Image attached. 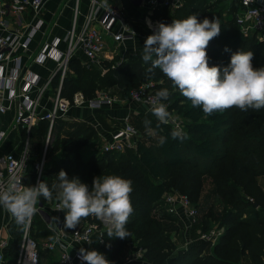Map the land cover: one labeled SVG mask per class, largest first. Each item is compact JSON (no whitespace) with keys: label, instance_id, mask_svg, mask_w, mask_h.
<instances>
[{"label":"trees","instance_id":"obj_1","mask_svg":"<svg viewBox=\"0 0 264 264\" xmlns=\"http://www.w3.org/2000/svg\"><path fill=\"white\" fill-rule=\"evenodd\" d=\"M237 5L231 2L224 14L217 1L183 0L182 5L173 10L166 6L155 7L150 12V18L165 24L192 14H196L201 21L218 18L221 32L206 49L209 66H227L232 52L250 50L254 53L253 67H264V39L258 38L255 33H242L233 15ZM226 47L230 51H225ZM102 64L104 71L111 74V79L100 76L102 68L87 67L77 56L71 58L61 95L71 98L76 91H81L86 98H90L97 93V86L105 83L114 85L125 96L144 80H159L164 76L159 69L154 70V75L148 74L147 69L151 65L134 56L121 61L116 56ZM58 79L55 76L52 85L55 86ZM177 102L174 108H179L190 119V123L184 124L187 139L174 140L171 137L172 124L151 121L161 133L157 141H140L137 152L129 149L121 152L91 150L84 154L81 150L96 133L94 127L70 117L56 119L51 129L54 139L45 152L46 165L39 181H45L51 187L58 182L56 177L60 170L66 171L70 179L78 177L89 188L94 177L110 174L132 181L134 211L126 225L130 236L125 239L110 238L101 245V249L110 252L111 264L116 263L122 248L131 239L139 242L146 264H243L246 260H250V264H264V189L258 180L259 176H264V108L241 111L233 107L205 116L202 108L190 105L182 109ZM104 111L107 112V109L96 113L101 115ZM99 119L103 125L105 118ZM47 128L48 122L39 120L31 127L30 137L36 138L37 144L42 142ZM161 137L166 138L163 145L159 143ZM207 179L210 187L203 201H199ZM34 180L35 173L32 169L28 170L24 182L33 186ZM171 189L186 193L194 205L199 202L202 215L198 226L201 229L206 228L211 220L223 226V232L209 251L201 253L207 242L199 239L198 243L175 250L162 222L151 214L162 194ZM39 201L42 204L48 202L43 197ZM204 206H208L207 209L204 210ZM2 220L0 207V225ZM21 229L22 226H19L14 231L15 239L6 249L5 264L15 262ZM31 232L36 239L50 233L38 214L33 218ZM103 234L104 238H109L107 230ZM135 262L139 261L128 264Z\"/></svg>","mask_w":264,"mask_h":264},{"label":"built area","instance_id":"obj_2","mask_svg":"<svg viewBox=\"0 0 264 264\" xmlns=\"http://www.w3.org/2000/svg\"><path fill=\"white\" fill-rule=\"evenodd\" d=\"M47 0H0V114L14 109L12 119L5 126H0V147L12 130L22 131L23 142L21 151H2L0 149V183L7 182L11 175H16L23 185L24 176L31 170L35 173L34 185L40 180L45 166L46 146L39 161H31L30 130L39 120L48 122L46 138L51 133L53 123L60 117H69L74 107L88 109L91 125L102 131V151L121 152L135 150L137 147L138 130L130 122L129 113L118 117V126L105 130L95 118L99 110L117 107L126 101L150 107L149 100L156 92L148 85L140 84L131 88L127 95L99 90L90 98L81 91H76L71 98L61 95L62 82L69 70L71 58L77 56L83 65L102 67V63L118 56L119 61L134 56L135 49L128 45L138 36L133 22L126 16L122 8L109 3L108 8L102 7L104 0H87L84 10L82 0H70V21L64 28L63 35L49 34L47 29L57 24V19H46L43 16ZM64 0L62 7H65ZM134 1V0H132ZM148 9L166 6L171 9L180 7L183 0H141ZM214 2L217 0H208ZM237 2L243 9L235 14L240 30L248 35L255 33L264 39V0H229ZM39 35V40H36ZM34 40V49L31 42ZM25 60V61H24ZM43 67L44 73H38L30 65ZM58 76L54 86L52 81ZM88 118H84L87 121ZM98 121V122H97ZM174 128L181 126L178 118L170 119ZM88 122V121H87ZM46 141V144H47ZM30 164V167H28ZM29 168V169H28ZM33 185V186H34ZM166 212L175 213L179 217L181 211L190 224L198 221V208L191 202L186 193L176 189L165 191L160 199ZM57 200L37 204V213L50 233L42 239L32 235V222L22 227L18 238V251L13 264H42L41 250L54 254L55 264H81L77 258L78 250L70 251L75 244H85L90 250H97L105 243L102 223L104 220L89 216L80 221L76 229H64L63 211L57 210ZM3 209V208H2ZM6 213V212H5ZM35 216V215H34ZM58 217L59 223L51 220ZM12 218L3 215L0 225V264H5V254L14 235L4 237L3 229H8ZM110 226V225H109ZM223 229V226H220ZM14 222V231H16ZM221 228H210L200 231L199 240L214 244L221 235ZM97 235V247H91L93 236ZM42 237V236H41ZM143 257V249L139 247L127 255L123 264H128ZM109 259V257H106ZM86 264V262H85Z\"/></svg>","mask_w":264,"mask_h":264},{"label":"clouds","instance_id":"obj_3","mask_svg":"<svg viewBox=\"0 0 264 264\" xmlns=\"http://www.w3.org/2000/svg\"><path fill=\"white\" fill-rule=\"evenodd\" d=\"M102 7H109L108 0H104ZM220 32V22L215 17L201 21L192 14L184 19H173L170 24L159 22L144 42L142 59L145 63L151 62L147 73L154 75V70L159 69L171 81L173 90H178L193 107L202 108L205 116L233 107L241 111H259L264 108V67H253L252 51L232 52L227 66H209L206 49ZM225 51L230 49L226 47ZM170 95L169 89L163 88L149 100L148 112L160 124L166 125L172 118L167 104L161 102L168 100ZM144 123L148 126L151 121L145 119ZM171 137L183 141L187 134L177 126ZM165 140L161 137L159 143L163 145ZM56 178L58 182L51 187L45 181L25 186L16 175H11L7 182L0 183V207L18 226L26 227L38 211L39 199L52 200L55 191L57 210L65 213L64 229H76L82 219L92 216L110 225L109 238L130 236L126 228L134 211L130 179L111 174L98 176L93 178L89 188L78 177L70 179L64 170H60ZM51 220L59 223L58 217ZM77 258L81 264H111L104 254L83 247L78 250Z\"/></svg>","mask_w":264,"mask_h":264},{"label":"rangeland","instance_id":"obj_4","mask_svg":"<svg viewBox=\"0 0 264 264\" xmlns=\"http://www.w3.org/2000/svg\"><path fill=\"white\" fill-rule=\"evenodd\" d=\"M228 7V6H226ZM144 9L140 8V12L138 16H135L132 20L133 24L136 26V29L138 31V36L135 39V43L133 42V44L130 46V49H135V53H134V57H136V59L141 60L143 63H145L142 59V55H143V47H144V42L147 38V36L153 34L154 29L156 28V20H153L150 18V12L151 10L148 9L147 5H144L143 7ZM150 19H149V18ZM151 25V27L149 26ZM151 65V62H148ZM148 63H145L146 65H148ZM100 76L104 77V79H111V74H109V72L106 71H102L100 69ZM98 83V82H97ZM141 84L144 85H148L149 87L152 88V90L154 92H157V90L159 89H163V88H167L169 89L171 95L169 97L168 100L166 101H161L162 103H166L168 106V111L171 113V117L174 118H178V120L181 122V127L183 129V131L185 132L186 128L184 127L185 123H190V119L188 116L183 115L181 111H179V108H174L175 107V103L177 102V104L180 106H182L184 108H186L185 106H190L191 102L183 97L180 92L178 90H173L172 88V83L171 81L166 77L163 76L162 78H160L159 80H153L151 78H148L146 80H144ZM140 85V84H139ZM138 85V86H139ZM137 87V86H135ZM134 87V88H135ZM99 90H107V91H111L113 93H120V90H118L114 85L112 84H106L102 83L99 84L97 86V91ZM121 94V93H120ZM122 112H126L129 113L131 116V120L130 122L135 126V128L138 130L139 136L137 137V142L140 143V141H144V142H149V141H157V137L160 135V131H157L155 129V127L150 124L148 126H145V119H148L150 121H157L156 117L153 116L150 112H148V107H146L145 105H136V103L132 102V101H126V103L124 104H120L117 107H112V108H108L107 112L104 111L103 114L99 115L98 113L95 114L96 118H105L104 119V123H103V127L111 130L115 127L118 126V116H120V113ZM217 113V112H214ZM111 115V120L115 121L113 126H111V121L109 119V116ZM100 120V119H99ZM102 121V120H100ZM85 123H88L89 126H91V123L85 121ZM170 124L171 121H169ZM172 128H174L173 124H172ZM47 134V132H46ZM61 134H63V132H61ZM46 136V135H45ZM54 139V135L51 132L50 136L48 138L44 137L43 141L39 142L37 144V139L34 138V141H32L31 145H33L34 143V162L39 161V159L41 158V154L43 152V149L46 146V150L48 148V146L51 145L52 140ZM47 141V144H46ZM137 143V147L135 148V150H133L134 152L138 150L139 146ZM91 150H97V151H102V138L96 133H93V137L90 139V143L86 144L81 152L82 153H89ZM46 165V164H45ZM209 179H207V181H205L204 183V187L199 201H203V197L205 195V193L207 192V190L210 187L209 184ZM258 180L260 182V184L262 185L263 189H264V176L261 175L258 177ZM55 191H53V201L56 200L55 199ZM212 199L214 198L213 196L211 197ZM196 207L198 208L199 211V216H198V222H193V224H190L189 221L185 218H181L178 217L177 214L175 213H168L165 211V208L160 205V203L156 204L152 211L151 214L153 216H155L157 219H159L162 222V226L164 227V230L166 231L169 240L171 243L174 244V249H183L185 247H187L188 245L192 244V243H198V237H199V233L200 231H206L210 228H221L219 225V223L217 221H213L211 220L209 225L204 228L201 229V227H199V223L201 222L200 220V216L202 215V209L199 205V202H197V204L195 203ZM208 206H204V210L207 209ZM1 211H2V217L3 215H5V211L2 209L1 207ZM8 217H10L9 214H7ZM200 221V222H199ZM10 223L14 225V220L11 219ZM16 227H19L16 224ZM102 228L105 230H108L109 228V224L108 223H102ZM40 229V228H39ZM224 228L220 229L221 233L223 232ZM45 235L39 236L38 239L40 238H44ZM105 241H109L110 238H104ZM206 242V241H205ZM205 248L202 250L201 249V253L205 252V251H209V249L212 247V244H210L209 242L205 243ZM140 246L138 241H128L127 245H125L120 254L118 255L117 259H116V263L115 264H123L124 263V259L126 258L127 255L131 254L132 252H134L136 249H138ZM42 254V264H47L48 262H52L55 260L54 254L52 252L49 251H45V250H41L40 251ZM98 252L102 253L105 255V257H110L109 255V251L108 250H103L101 248L98 249ZM111 260V259H110ZM138 263L137 264H143V262H146V260L144 258H140L138 259ZM112 263V261H111ZM136 264V262H135ZM243 264H250V260H246V262H244Z\"/></svg>","mask_w":264,"mask_h":264},{"label":"crops","instance_id":"obj_5","mask_svg":"<svg viewBox=\"0 0 264 264\" xmlns=\"http://www.w3.org/2000/svg\"><path fill=\"white\" fill-rule=\"evenodd\" d=\"M63 1L64 0H47L46 1V5H45L43 16L46 19H48V18L57 19V24L56 25H52V27L47 29L49 34H52V35L53 34H55V35H63L64 28L69 25L70 15H71V10H70V7H69L70 6V0L68 2H65V4H66L65 7L61 6ZM108 2L113 4L114 6H116L118 8H122L124 10V12L126 13V16L129 19H133L135 16H138L139 12H140V8L144 9L143 8L144 7V2L141 1V0H134V1H132V0H108ZM217 2L219 3V6L222 7V9L224 11V14H226L227 10L230 8V3L231 2H229V0H217ZM86 4H87V0H82V9L83 10L86 8V7H84V5H86ZM226 6H228V7H226ZM169 9L173 10L171 8H169ZM242 9L243 8L238 4L235 12L233 13V15L235 16V14L241 12ZM156 23L157 24L155 26H157L159 22L156 21ZM166 24H170V23H166ZM36 40H39V35H38ZM135 41L136 40L132 41L128 45V48H130V46L133 44V42L135 43ZM30 44H31V48L34 49V40ZM30 68L33 71H36L38 73H44L43 67L38 66V65H34V63H32L30 65ZM13 114H14V109L13 108L10 109L9 111H7V113H5V114H0V126L1 125L5 126L6 124H8L9 121L12 119ZM124 114H126V112L120 113V116H118V117H122V115H124ZM90 116H92V114L86 108L74 107L69 112V117L71 119H73V120H76V121L77 120L86 121V120H84V118H88L87 121L90 122V120H89ZM108 116H109V119L111 121V126L110 127H112L115 121L111 120V118H112L111 115H108ZM95 118H96V116H95ZM99 124H101L103 129L107 130L106 128L103 127L102 123H99ZM94 129L96 130L97 134L102 138L101 129L100 130H98L96 128H94ZM32 141H34L33 137L30 139V144H32L31 143ZM22 142H23L22 131L20 129L12 130L9 133V135L6 137L4 142L2 143L0 149L2 151H14L16 154H19L20 151H21ZM33 145H34V143H33ZM33 145H31V153H32L31 161L32 162H34ZM28 167H30V164H28ZM64 216H65V213L62 212L60 217L64 218ZM180 217L184 218V219L186 218V216L183 214L182 211H181V216ZM7 227H8V229H3L1 231V235L4 236V237H8L10 234L14 235V225L10 223L9 225H7ZM97 238H98V236L95 234L93 236V241H92V246L91 247H95V248L97 247V245H98V243L96 241ZM81 247H83V248H85L87 250H90V247L85 245V244H75L74 247H72V249H70V251H74L75 249H80ZM143 264H146V263L143 262Z\"/></svg>","mask_w":264,"mask_h":264}]
</instances>
